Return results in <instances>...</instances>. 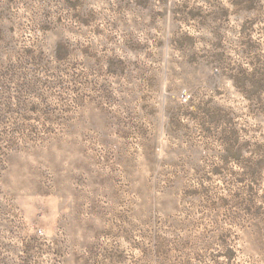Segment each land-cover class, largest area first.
Masks as SVG:
<instances>
[{
    "label": "rangeland",
    "instance_id": "374dc122",
    "mask_svg": "<svg viewBox=\"0 0 264 264\" xmlns=\"http://www.w3.org/2000/svg\"><path fill=\"white\" fill-rule=\"evenodd\" d=\"M0 264H264V0H0Z\"/></svg>",
    "mask_w": 264,
    "mask_h": 264
}]
</instances>
